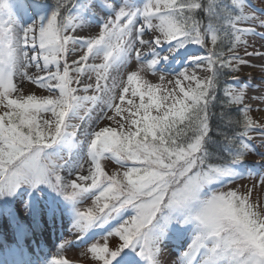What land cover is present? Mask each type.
<instances>
[{"label": "snow or ice", "instance_id": "1", "mask_svg": "<svg viewBox=\"0 0 264 264\" xmlns=\"http://www.w3.org/2000/svg\"><path fill=\"white\" fill-rule=\"evenodd\" d=\"M6 7L0 0V13ZM18 8L47 14L22 27L0 20V227L16 240L11 264H32L23 241L60 216L93 264H169L170 242L175 264H264V206L252 189L232 187H264V164H245L254 133L264 147V109L252 117L246 99L257 97L239 78L255 59L264 70V44L248 51L247 39L264 40V13L248 0ZM97 10L98 32L81 38ZM25 82L47 94H25ZM259 91L264 104V74Z\"/></svg>", "mask_w": 264, "mask_h": 264}, {"label": "rangeland", "instance_id": "2", "mask_svg": "<svg viewBox=\"0 0 264 264\" xmlns=\"http://www.w3.org/2000/svg\"><path fill=\"white\" fill-rule=\"evenodd\" d=\"M17 1L18 0H5L7 7H6V10L3 11V13L1 14L0 20L10 21V22L18 21V19L16 17L17 13L14 10L15 7H18ZM138 2H141V0H138ZM45 3L51 5L53 3V0H46ZM248 3L252 6V9L255 10L256 15H261L262 13H264V0H248ZM46 14L47 13L45 11H40L37 14V16L38 15H46ZM37 16H36V18H37ZM96 16H99V18H102L104 16V13L97 10ZM95 18L93 19V22H92L94 29H93V31H90V33L86 34L85 38H87L90 35H94L96 32H98L99 29H98V26L96 23L97 19H95ZM257 31H258V29H257ZM209 47H211V45H209ZM193 49H196L199 51L202 48L199 47L198 45H190L188 50L191 51ZM203 49H205V48H203ZM248 50H250L249 47H248ZM205 51H206V49H205ZM205 51L201 52L202 56L207 54V52H205ZM243 52H244V48L241 46L239 48V54L241 55ZM226 55L231 56V55H233V53H226ZM241 56H243V55H241ZM95 63H100V61L97 60V61H95ZM205 75H207V74L205 73ZM151 79L153 80V82H157V78H151ZM231 79L232 78H228L229 82H231ZM16 82L18 83L19 81H17V79H16ZM23 87L25 90V94H30V93H35L37 95H46L47 94V93L43 92L42 90L36 89L34 85H31L28 83H25ZM216 111H219V109L217 108ZM251 115H252V113H251ZM107 123H109V122L107 120H104V121H102L100 126L103 127ZM214 134H215V119L213 120V135ZM257 139L259 140L261 138L260 137L259 138L254 137V139L251 141L253 148H254L253 152H255V150L257 149L256 148V143H258ZM255 156H257V155H255ZM257 158H258L257 161L261 162L260 161L261 155H259V157H257ZM251 159L254 160L253 156L249 155L247 160L245 161L246 162L245 164L249 167L252 163L250 161ZM247 161L250 164H247ZM104 163L106 166V170L111 171V170L115 169V165L112 164L111 162L105 161ZM254 184H255V187L253 188ZM241 186H243V188H245V189H252V201L254 203H258L261 206H264V200L260 194V189H259L260 185L258 183V180L254 181V180H250V179H244V180H241L239 183L232 185V187H234V188H240ZM90 204H91V202L88 201L85 204H83L82 207L87 208L90 206ZM21 215H23V213H21ZM44 219H47V217H45ZM69 221H70L69 216H60L56 219L55 222L65 223L64 224L65 227L68 228ZM42 225H43V221H42ZM55 225H51V224L44 225L45 229L43 231V233L45 234V233H47V230H46L47 227H51V228L54 227V231H52V232H51V230L48 231L47 236H46L47 241H45V244H46L45 248H48L49 246L53 247V249L50 250V255L52 254L50 257L67 259L70 262V264H78L79 262H80V264H93L90 256L85 255L87 246L82 245L81 242L79 241V239L75 235H73L69 230L67 231L65 229L64 231H60ZM0 236L3 237L4 239L8 238L9 240H12V241L14 239V235H13L10 228L0 227ZM35 236H37V234ZM4 239L2 240L3 244H5ZM40 240H41V238H40ZM64 241H68L69 243L67 245H65V250L62 253H60V256L58 257L57 256V249H58L59 245L64 243ZM113 243H114V241H113ZM43 244H44V241L42 238V241L37 245L38 248L41 247ZM178 255H179L178 245L173 243V242H170L164 249V252L162 255V260L169 262V264H175V261H176ZM0 264H6V263L0 262Z\"/></svg>", "mask_w": 264, "mask_h": 264}, {"label": "bare ground", "instance_id": "3", "mask_svg": "<svg viewBox=\"0 0 264 264\" xmlns=\"http://www.w3.org/2000/svg\"><path fill=\"white\" fill-rule=\"evenodd\" d=\"M15 12L17 13L16 17L18 19V21H15L12 23H14L16 26H27L28 24L32 23L34 19H36V15H34V13L31 14H27V13H23L20 11V9L18 7L14 8ZM18 10L20 11V13L18 12ZM103 15V14H102ZM101 15V16H102ZM100 16V17H101ZM99 16H96L95 19H98ZM94 27L91 24L88 28L80 30V35L81 38H85V35L90 33V31H93ZM261 31L260 29H258V32ZM248 39V45H249V49L248 51H252L253 48L257 49V50H261V45L264 44V40H261L258 36L257 37H249ZM203 49V48H202ZM200 49L199 51L196 49H193L191 51H189L192 54L195 55H200L202 56L201 52L205 51V49ZM244 56V52L241 54ZM226 56H230V55H226ZM73 57L69 58V62H71V59ZM245 59H247V57H245ZM253 64L255 65V67H242L240 73H239V78L245 82H248L252 85L251 89L247 92V97L251 98V97H257V99H246V103H249L252 105L253 107V112H252V117L254 119L260 120L261 119V113H258L255 109L257 108H262L264 109V104L261 103L259 96H260V91H259V81H260V77L262 74H264V70L261 69L260 64L261 61L259 59H255L252 61ZM175 67H179V65H175ZM34 71V70H33ZM197 74L201 76V78H203L205 76V73L201 70H197ZM17 81H19V77L16 78ZM27 83V82H25ZM36 88V87H35ZM96 114L94 113V116ZM253 136L255 138H259L260 136L256 133L253 134ZM261 138V137H260ZM258 140V139H257ZM256 150L255 152H252L250 154V156H253L254 160H250L252 163L250 165L254 166V165H261L264 164V159H261V162L257 161V157H259V155L261 153H264V147H261V139L258 140V143H256ZM257 155V156H255ZM250 164V163H249ZM258 180V179H257ZM260 189V194L264 200V187H259ZM251 199H252V192H251ZM44 226L41 229L35 230L32 233L33 234H41V236L43 237V231H44ZM4 238L0 236V245L2 244V240ZM32 239L33 241H31L30 243L35 246V244L37 245V243L39 242V239H36L34 236L30 235L28 236L24 241H23V245L24 248H28L29 249V244H27V242H29V240ZM37 240V241H35ZM53 249V247H51ZM27 251V250H26ZM28 252V251H27ZM33 253V251H31ZM29 253V252H28Z\"/></svg>", "mask_w": 264, "mask_h": 264}, {"label": "trees", "instance_id": "4", "mask_svg": "<svg viewBox=\"0 0 264 264\" xmlns=\"http://www.w3.org/2000/svg\"><path fill=\"white\" fill-rule=\"evenodd\" d=\"M49 2V1H48Z\"/></svg>", "mask_w": 264, "mask_h": 264}]
</instances>
